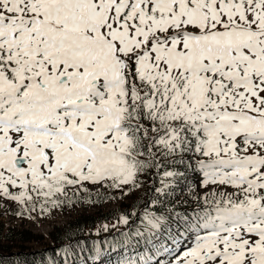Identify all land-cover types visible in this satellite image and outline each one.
Returning <instances> with one entry per match:
<instances>
[{"label":"snow or ice","instance_id":"obj_1","mask_svg":"<svg viewBox=\"0 0 264 264\" xmlns=\"http://www.w3.org/2000/svg\"><path fill=\"white\" fill-rule=\"evenodd\" d=\"M140 190L93 261L264 264V0H0V218Z\"/></svg>","mask_w":264,"mask_h":264},{"label":"rangeland","instance_id":"obj_2","mask_svg":"<svg viewBox=\"0 0 264 264\" xmlns=\"http://www.w3.org/2000/svg\"><path fill=\"white\" fill-rule=\"evenodd\" d=\"M147 190H140L132 192L129 195H123L122 193H112V196H122V199H117L114 202H104L102 204L88 206L86 204H76L73 206L65 207L61 210L54 211L51 216L47 218H41L36 223L30 221L21 222L19 220L0 218V222L6 224V226L21 228L29 230L31 232V238L26 241L21 239H15L10 241H0L4 245H10L12 252L24 251H34V250H46L48 248L55 247L59 248V243L54 239L52 233L55 228L60 225H65L70 220L79 216H91L90 222H95L96 226L91 233L93 239L99 240V244L110 235L119 234L118 231L108 232L107 230H100L102 225L116 224L118 219L126 213L129 212H139L142 214L143 205L146 200ZM138 206V207H137ZM135 220V217H131ZM136 223H139L136 220ZM121 229L127 230L126 226L120 225ZM88 233V231H87ZM90 234V233H89ZM23 245V247H21ZM104 248H108L107 246ZM107 259L103 264H114L117 256L114 253H106ZM104 257V256H103ZM109 257H111L109 259Z\"/></svg>","mask_w":264,"mask_h":264},{"label":"trees","instance_id":"obj_3","mask_svg":"<svg viewBox=\"0 0 264 264\" xmlns=\"http://www.w3.org/2000/svg\"><path fill=\"white\" fill-rule=\"evenodd\" d=\"M146 201L151 199V194L147 191ZM142 207L144 206L141 205ZM138 207V206H137ZM156 206H151L149 210H152ZM91 216H79L76 217L65 225H60L55 228L52 235L54 239L59 243V248L71 244L74 247L75 256L69 257V260L73 261V264H81L83 260L91 258L94 254V244L108 247L109 245L104 241H111L113 236H109L99 244V240L93 239L91 233L96 226L95 222H90ZM88 231V233H87ZM0 233L4 234V241H10L15 239H21L22 241L29 240L31 238V232L29 230L6 226L5 223L0 222ZM90 233V234H89ZM59 248L53 247L46 250H34V251H18L12 252L10 245H4L0 248V256L6 261V264H13L15 261H21L22 264H40L41 261H46L49 257L54 256L57 260H62L59 254Z\"/></svg>","mask_w":264,"mask_h":264},{"label":"bare ground","instance_id":"obj_4","mask_svg":"<svg viewBox=\"0 0 264 264\" xmlns=\"http://www.w3.org/2000/svg\"><path fill=\"white\" fill-rule=\"evenodd\" d=\"M103 259V258H102Z\"/></svg>","mask_w":264,"mask_h":264}]
</instances>
